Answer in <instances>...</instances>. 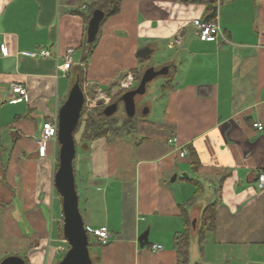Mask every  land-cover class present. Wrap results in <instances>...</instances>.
I'll use <instances>...</instances> for the list:
<instances>
[{
    "label": "crops",
    "instance_id": "0c3cea01",
    "mask_svg": "<svg viewBox=\"0 0 264 264\" xmlns=\"http://www.w3.org/2000/svg\"><path fill=\"white\" fill-rule=\"evenodd\" d=\"M92 1L0 0V260L59 264L69 249L54 184L59 142L48 141L44 156L38 144L44 122L58 120L69 95L67 78H78L84 67L85 86L106 94L155 52L151 44L166 43L176 53L164 65L171 81L163 120L78 145L73 164L80 211L96 241L89 247L92 264H178L183 209L195 226L210 204L214 226L202 249L192 232L190 264L192 258L193 264H264V190L257 185L264 172V0H216L221 34L211 42L199 39L193 20L205 19L214 5L123 0L117 14L102 20L84 61ZM178 33L181 43L171 46ZM144 47L153 52L141 62L137 52ZM69 48L75 65L66 77L57 66ZM39 49L51 56L21 54ZM15 83L27 89L19 103L9 99ZM191 148L201 161L197 171ZM195 180L202 184L198 196ZM104 226L111 237L100 245L93 231ZM156 244L163 248L153 251Z\"/></svg>",
    "mask_w": 264,
    "mask_h": 264
},
{
    "label": "water",
    "instance_id": "95a60500",
    "mask_svg": "<svg viewBox=\"0 0 264 264\" xmlns=\"http://www.w3.org/2000/svg\"><path fill=\"white\" fill-rule=\"evenodd\" d=\"M211 1L214 2L215 0ZM216 16L217 5H214L213 11L205 19L210 20ZM104 17L105 13L102 10H96L93 13L88 24V43H93L97 38L100 24ZM152 52L151 48L144 47L138 50L137 56L140 59H144L150 56ZM169 71V66H164L159 70L154 67H147L144 70L139 84L135 88L126 91L120 98L128 117L136 115V98L146 94L148 84L158 76L168 75ZM85 100L84 90L81 87L80 79L77 78L58 114L60 151L59 167L55 173L54 184L62 197L63 235L69 244V249L59 264H92L89 251V235L80 211V200L73 164L77 153L74 131L81 118ZM118 109L119 101L107 105L103 113L110 117L116 114ZM148 111L149 109L146 107L144 112L147 113ZM0 264H26V262L18 256H8Z\"/></svg>",
    "mask_w": 264,
    "mask_h": 264
},
{
    "label": "trees",
    "instance_id": "16d2710c",
    "mask_svg": "<svg viewBox=\"0 0 264 264\" xmlns=\"http://www.w3.org/2000/svg\"><path fill=\"white\" fill-rule=\"evenodd\" d=\"M122 1L123 0H93L91 5H89L88 13L86 16L87 22L90 21L91 17L93 16V13L96 10H102L105 13L104 20L106 18H109L117 14L121 10ZM202 1L208 3L210 8L216 3V0L214 2H212L211 0H202ZM98 37L99 35L97 36V38L95 39L93 43L88 44L89 47H88L87 54L83 58L84 61L88 60L89 55L95 49L97 45ZM144 61H145L144 59L141 60V62H144ZM134 71L137 74L136 83H135V86H136L139 84V81L143 75L144 70L135 69ZM170 81H171L170 77H167L166 84L164 85V87L168 83H170ZM121 96L122 95H120L119 100ZM115 102H118V100ZM103 111L99 110V113L97 115L91 114V116H88V118L85 120L84 128L81 134V140L79 143H77L76 141V148L80 144H85V143L87 144L92 139H96L100 137H106L107 139H113L123 133H130V131L136 128V124H137L136 117H128L125 120L120 122L119 120L115 119L112 116L108 117L104 115ZM84 113H85V109H83L81 113V118L79 120L78 126L74 131V136H76L77 133L83 127ZM59 151H60V144H59V150L56 156L55 172L58 170V167H59ZM189 152H190L191 165L193 169L197 171L201 165L200 158L195 149L191 148ZM195 184H196L195 195L198 196L202 193V184L196 180H195ZM183 212L185 216L184 217L185 226H184L183 232L177 234L175 238V244H176V250L178 253V264H190V246H191V241H192V234H193L192 232L196 231L199 237L200 248L202 249V243H203L206 231L211 229L214 226V221L216 217V209H215V204L208 205L202 213L200 224L196 223L195 226H193V220L189 216L187 209L184 208ZM60 232L63 235V225L62 224L60 225ZM90 246H91V242L89 238V247Z\"/></svg>",
    "mask_w": 264,
    "mask_h": 264
},
{
    "label": "rangeland",
    "instance_id": "374dc122",
    "mask_svg": "<svg viewBox=\"0 0 264 264\" xmlns=\"http://www.w3.org/2000/svg\"><path fill=\"white\" fill-rule=\"evenodd\" d=\"M151 46L155 47V52H153V54L145 61V63L140 64L137 70H145L147 65L148 67H154L155 69L159 70L163 68L165 63L170 61L171 57L176 53V49L169 50L166 43L163 44V47H157L154 46V44H151ZM83 69L84 67H82V71L80 70L78 77L85 93L86 102L84 106L85 113L83 115V127L75 136L77 143H79L81 140L82 130L84 128L85 120L88 118V116H91V114L97 115L99 113V110L103 111L107 105L117 101L120 95H122L128 89L133 88L136 83L137 77L136 72H131L133 74L132 77L134 79V85L129 88L123 86V83L127 80V76L121 81H116L113 85H111L109 91H106L105 95L107 96V98L103 99L100 98L101 95H104V93H102L103 91L96 90L92 85H89L87 87L85 86L87 84V79L85 76V71H83ZM165 78L166 77L158 76L148 84L146 94L136 98L137 113L135 117L137 124H144L147 122L157 123L160 120H163V114L167 102V96H165L167 90H165L164 88V85L166 84ZM67 79L68 81L70 80L68 83L71 84L72 82L74 83L77 78L73 75H70V77ZM107 99H109L108 102L106 101ZM144 106H148L149 111L147 113L144 112ZM112 117L119 120L120 122L128 118L123 107V103H120L118 111ZM77 151H79L78 147ZM80 204L82 209V198ZM89 238L91 245H94L96 241L94 240L93 235L89 234ZM193 242H195V240H193ZM1 261L2 260H0V262ZM193 263L194 258H192V264Z\"/></svg>",
    "mask_w": 264,
    "mask_h": 264
},
{
    "label": "built area",
    "instance_id": "2783aa9c",
    "mask_svg": "<svg viewBox=\"0 0 264 264\" xmlns=\"http://www.w3.org/2000/svg\"><path fill=\"white\" fill-rule=\"evenodd\" d=\"M193 24L197 30V35L200 40L211 42L216 41L221 34V27L219 22L216 18L206 20L204 18H195L193 20ZM182 41V35L180 33L177 34L176 39L172 42L171 46L176 44H180ZM74 53L75 48H69L64 56V61L57 66V70L59 73L63 74L64 76H68L71 68L75 65L74 61ZM22 55L32 57V58H47L51 56V51L49 49H39L34 51H22ZM133 77L130 76L128 80L123 83L124 87H131L133 83ZM27 96V89L23 84L15 83L12 84V95L9 99L14 103H19L24 100ZM100 98L106 99L107 96L101 95ZM109 99L106 101L108 102ZM86 102V101H85ZM254 126L257 127L259 130L263 129V125L260 122L254 123ZM58 138V120H48L44 122L42 128V135L40 140L38 141L39 144V153L41 156L46 154V143L48 141L57 140ZM170 142H177V137H173ZM185 150H181L180 155L184 157L186 155ZM257 185L260 189L264 190V172H260L257 178ZM94 236L96 237L97 242L100 245H107L110 241V232L109 229L104 226L93 231ZM163 247L162 245L156 244L152 246L153 251L161 250Z\"/></svg>",
    "mask_w": 264,
    "mask_h": 264
},
{
    "label": "flooded vegetation",
    "instance_id": "af4514ba",
    "mask_svg": "<svg viewBox=\"0 0 264 264\" xmlns=\"http://www.w3.org/2000/svg\"><path fill=\"white\" fill-rule=\"evenodd\" d=\"M133 83H134V82H133ZM133 85H134V84H133ZM133 85H132V86H133ZM136 86H137V85H136ZM136 86L134 85L133 88H135ZM128 90H130V89H128ZM128 90H127V91H128ZM125 92H126V91H125ZM125 92H124V93H125ZM124 93H123V94H124ZM123 94H122V95H123ZM138 97H139V96H138ZM118 101H119V105H120V103H122V102H121L119 99H118ZM146 107H148V106H144V109H145ZM136 109H137V108H136ZM136 113H137V112H136ZM134 117H135V116H134Z\"/></svg>",
    "mask_w": 264,
    "mask_h": 264
}]
</instances>
